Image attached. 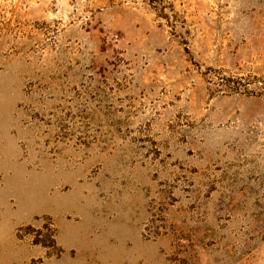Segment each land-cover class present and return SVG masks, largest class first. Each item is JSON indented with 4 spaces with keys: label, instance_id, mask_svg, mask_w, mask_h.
<instances>
[{
    "label": "rangeland",
    "instance_id": "obj_1",
    "mask_svg": "<svg viewBox=\"0 0 264 264\" xmlns=\"http://www.w3.org/2000/svg\"><path fill=\"white\" fill-rule=\"evenodd\" d=\"M0 264H264V0H0Z\"/></svg>",
    "mask_w": 264,
    "mask_h": 264
}]
</instances>
